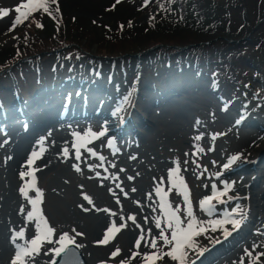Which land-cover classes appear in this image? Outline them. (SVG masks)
<instances>
[{
    "label": "rangeland",
    "instance_id": "374dc122",
    "mask_svg": "<svg viewBox=\"0 0 264 264\" xmlns=\"http://www.w3.org/2000/svg\"><path fill=\"white\" fill-rule=\"evenodd\" d=\"M26 2L27 0H0V9L10 10L9 16L0 18V54H9L12 50L19 49L24 46V42H28L37 33L36 29L30 28L29 30L26 25L33 13L28 20L16 26L13 31H8L17 15L14 11L15 7ZM58 4L62 13L68 18L89 23L98 30L102 27L106 28L109 32H113L116 26L120 27V25L124 26L123 30L134 31L150 23L157 11V5H153L152 0H149L147 6H145V0H120V3H117L116 0H58ZM114 5L115 7H113ZM129 22H131V26H129ZM34 32L35 34H33ZM80 44L78 47L83 46V41H80ZM95 48V44L91 45L87 50L88 53L93 55ZM81 60L83 59L80 58V61L75 63V68L69 76L75 79L87 78L90 86L84 90L71 91L67 97H64L62 93H66L65 89H60L55 93L51 91L54 86L59 84L60 80H56L55 85L51 87L45 84L41 89L48 90L49 88L48 96L51 97L49 93L54 94L58 97L57 101L49 104L50 101L48 102L43 95L41 103L32 106L34 107L33 111L36 110L35 112L31 113L32 107L29 108L33 117H45L56 103L71 102L74 95H79L81 99L82 96L85 99L94 98V102H98L100 105L109 102V111L113 114L111 120L109 119L111 122L109 126L118 128L126 122L131 125L139 118L145 119L147 115L144 112L145 108L150 109L152 116L155 115V122H150L146 136L137 140L139 146L128 148L131 153L125 156L126 151L124 150L127 149L120 144V140L114 133L97 128L99 124L94 125L93 121L77 122V126L81 125V129L85 130L86 134L104 132V135L100 136L103 137L102 139L95 140L98 151H96L94 160L97 162L98 171L89 170L88 166L81 168L79 172L74 167H56L48 174H36L37 187L43 192L41 210L50 226L56 230L52 237L53 241L65 232L74 236L75 244L80 247L73 246L78 250L84 264H120L121 260H124L125 264H143L142 257L132 259V253L136 251L145 253L150 249L144 247L143 241L141 248L136 249L135 241L142 231L146 234V239H151L153 236H158L159 229L155 227V220H145L143 212L138 215V212L133 209L137 208L140 211L142 208L140 200L132 196L133 189L136 191L140 187V190L144 191L147 185L152 187L155 199L159 204L155 189L157 186L162 187L168 194L167 198L172 207H180L179 214L183 219L186 209L183 195L172 188L167 179L169 170L179 167V175L183 177L189 190L193 213L196 219L205 222V227L209 229L206 234L194 237L196 248L187 250V264H241V262L252 264L253 259L257 256L260 259L256 261V264H264V255H260L264 253V104L260 103V99L259 101L247 99L243 88H228L219 79H216L217 83L215 84L214 80L208 76L197 73L194 69L182 68L179 65L166 66L165 69H160L154 75L152 73L144 75L141 66H139V70L127 66V70L132 71L129 76L121 74L114 76L111 70L107 71L108 74L100 73L98 76L94 72L90 73L89 64ZM66 62L67 60H62L56 65V72L65 69L64 78L68 76ZM40 67L44 75L48 65L41 63ZM6 70L3 74L8 72ZM3 74H0V77ZM11 74H13L11 71L8 72L10 78ZM183 79L192 81L191 88L180 92L178 97L172 98L161 108L148 105L150 99L161 94L167 85L180 88ZM194 79L198 81L196 86L193 83ZM25 83H29L30 87L28 86L27 90L26 88L20 90L17 94L19 97L25 96L28 100L39 88L33 79H28ZM41 84L39 83L38 86ZM97 87L105 90V94L90 92V90L97 92ZM1 88L0 91L4 89L9 94L14 90V87ZM99 91L101 92V90ZM9 94L0 98V106L4 112L11 105L15 106L13 99H9ZM54 96L52 95V97ZM181 112H184L190 119L189 125L185 126L179 118ZM22 121L23 118L10 119L6 123L0 124V229L2 230V232L0 230V234H3L0 236L5 237L13 244L11 248L13 256L16 251V244L12 240L15 233L25 230V238L16 239L18 244H24L25 240L31 239L35 235V221L29 222L27 219V212L32 210V205L19 190L30 178L21 182L17 191L21 200L18 206L19 215L12 216L10 209L2 204L3 189L8 187L6 165L8 158L12 155V149L17 143H13L14 140L10 138L13 133L10 131V127L22 128L24 126ZM52 124L53 127L56 125L54 122ZM181 126L186 129L184 130ZM134 130L137 132V128ZM107 134L111 135L110 138H106L109 135L104 137ZM196 136H200L201 139L195 140ZM112 137L116 143L115 150L109 151L106 149L105 139L109 141ZM39 138L40 140L35 138L34 142L40 143L43 138H46V134ZM92 139L94 140V138ZM183 140H188L192 145L186 152H181L178 149ZM185 146L189 145L185 144ZM100 157L104 159L101 161ZM232 157H238V159L225 169L223 166L228 164ZM159 158L164 162V166L162 170L159 168L157 172H153L152 167L154 168L155 165L153 162L158 163L157 159ZM217 173L220 175L217 176ZM144 183L146 185H143ZM213 183L217 185L218 190H223L225 184H231L232 187L227 196L221 198L224 203H220L218 200L211 202L214 205V210L209 214L200 209L199 201L211 195ZM84 194L91 197L94 208L92 205H87V201L83 199ZM28 196L34 199L35 190L29 189ZM228 197H232V199H228ZM80 205L88 206L92 210L85 212ZM96 209H108V211L100 212ZM9 214L12 216L11 218ZM226 215H234L235 219L240 220V226L233 228L231 223H225L216 231H211L212 225L209 222L216 219L223 220ZM102 216L108 220L105 228L116 221L118 227L121 224L126 225L114 235L107 245L98 244L97 242L102 237L94 236L95 225L100 219L99 217ZM130 216L134 217L135 221L128 219ZM159 218L161 224L164 223V219ZM73 229L83 235L76 236ZM149 229H151V234L147 235ZM225 230L230 232L227 237L223 235ZM159 243L162 242H158V246ZM56 247L59 245L45 242L35 260L27 259L26 264H50L56 256L50 250ZM117 247L121 250L120 255L112 258L111 253ZM163 250L168 251L169 248ZM234 250H237L236 255L233 254ZM46 251L49 252L48 255H44ZM151 251L156 250L152 249ZM201 252L202 254H200ZM248 252L252 253L251 257L247 255ZM156 264H176V262L165 257L163 260H157Z\"/></svg>",
    "mask_w": 264,
    "mask_h": 264
},
{
    "label": "trees",
    "instance_id": "16d2710c",
    "mask_svg": "<svg viewBox=\"0 0 264 264\" xmlns=\"http://www.w3.org/2000/svg\"><path fill=\"white\" fill-rule=\"evenodd\" d=\"M152 4L157 11L150 23L134 31L116 26L113 32L70 19L60 6L56 13V6L49 4L52 16L40 10L26 24L29 30L36 29L33 38L0 54V73L5 69L13 73L11 78L8 72L0 77V88L13 81L24 87L28 79L38 84L46 80L50 87L60 80L56 90L61 83L78 87L83 79L69 75L80 58L92 70L112 68L123 76L131 73L127 66L137 70L141 66L149 75L167 63L181 62L215 84L219 79L228 88H243L247 99L264 104V22L259 23L264 0H152ZM93 44L92 55L87 50ZM62 60H67V78L65 69L56 72ZM41 63L48 65L44 75Z\"/></svg>",
    "mask_w": 264,
    "mask_h": 264
},
{
    "label": "bare ground",
    "instance_id": "6f19581e",
    "mask_svg": "<svg viewBox=\"0 0 264 264\" xmlns=\"http://www.w3.org/2000/svg\"><path fill=\"white\" fill-rule=\"evenodd\" d=\"M188 78H190V77L188 76ZM191 83H192V81L183 79L182 83H181L182 85L180 88L176 87V86L170 87V85H167L165 90L161 94H159L155 97H152L150 99L148 105L151 107L161 108L164 104L170 102V100H172V98L176 97L180 92H184V90L191 88V86H192ZM193 83L196 86L198 81L194 79ZM94 101H95V99L91 98V97H89L88 99H85L84 96H82V99H81L79 95L78 96L74 95V97H72L71 102H67V103L63 102L62 104H61V102L56 103V105L53 106L48 111V113L45 115V117H43V116L42 117H40V116L39 117H37V116L33 117L31 115V113L35 112L36 110L33 111L34 107H32V110H31L32 112L31 113L29 112L30 114L28 116H24V119L22 121L24 126L22 128L16 127V126H14L15 128H13V127L9 126L10 131H13L12 136L10 138L14 140L13 143H15V142H17V143L14 145V147L12 146L13 147V149H12L13 151H12V155H11L12 159H9L7 161V165H6L7 172L6 171L5 172L7 173L6 180H7L8 187L3 189V194H2V202L3 203L2 204L4 207L10 209V210L9 209L8 210L11 212L12 216L16 215V214L19 215V213H20V212L18 213V209H19L18 206H19L21 200H20V197H19L17 191H18V188H19L21 182L26 180L28 177H25L24 180H22L20 178L19 173L28 170L27 166H26V161L33 151H39L41 148L44 149L41 156L38 159H36L34 164L32 165L33 169H36V168L42 169L40 171H36L34 173L35 176L38 173L48 174L49 172L54 170V168H56V167L71 168V167H73V165H78L80 169L85 168V167L87 168V166H88V167H90V168H88L89 170L93 169L92 171L98 169V167H96L97 162L94 160L95 156H93L91 154L92 152L96 153V151H98V146H97V142H95V140H93L92 138L90 139V142L86 143L85 146L80 149V152H81L80 160L75 159L76 149L73 147L74 142L77 140V136L75 134H79V136L81 138H84L87 136L86 131L81 129V127H80L81 125L79 127L77 126V122H80L82 120L83 121L84 120L93 121V123H95L94 125L99 124L97 126V128H102V129H105L106 132L108 131L109 133L110 132L114 133L118 137V139L120 140V144L122 146H124L125 149H127V150H124V151H126L124 153V156L131 153L128 148H130V147L135 148V147L139 146V145H137V140L142 139V137H145L147 134L146 130L149 128L150 122H152V123L155 122V117H154L155 115L152 116L150 109L148 110V108H145L144 112L147 113L145 119L139 118L136 122H134L131 125H130V123L126 122L118 128H116L114 126H109V124L111 123L109 121V119L111 120V116H113V114H111V112L109 111V105H110L109 102H107L103 105H100L98 102L95 103ZM187 104H189V103H187ZM179 114H180L179 118H181V121L184 122V125L185 126L189 125L191 121L186 116V114L184 112L183 113L181 112ZM53 122L56 124L54 127H53V124L51 125V123H53ZM193 126H195V125L193 124ZM181 127H183V126H181ZM134 128H137V132H136V130H134ZM185 129L186 128H184V130ZM106 132H105V134H106ZM44 134H46V138H43V141H41L40 143L34 142L35 138L40 140L39 137H41ZM71 138H76V139H71ZM188 140H189V138H188ZM188 140L182 141V143L178 147L179 151L181 150V152H186L187 150H189V147H191L192 145L189 143ZM110 141L113 145L115 144L114 140H110ZM185 144H187L189 146H185ZM64 149L68 150L69 155L67 157H65L63 155ZM157 160H159L158 163H156V161L153 162L155 164L154 168L152 167L153 172H157L159 170V168H161V170H162V168L164 166V162L161 161L160 158ZM45 165H47V167H45ZM61 171H63V170H61ZM82 174H84V173H82ZM163 182H165V181H163ZM107 184H108V181H107ZM102 185H105V184H102ZM143 185H146V183H144ZM148 188H149V190H148ZM151 188L152 187L147 185L145 190L141 191L140 187H138L136 189V191H134L132 193V196L135 199L140 200L139 203L142 205V208H141L142 211L141 210L139 211V209H137V208H133V209L138 212L137 213L138 215H141L143 212L145 220L152 219V220L156 221L155 218H157V217H162L164 219L162 212L160 210L159 204L157 203V201L155 199L154 190H152ZM118 198H120V197H118ZM157 198H159V196H157ZM132 212H134V211H132ZM11 215H10V218L12 217ZM99 218L100 219L97 221V224L95 225V229H94V236H96V238L97 237L98 238L103 237V234H104L105 229H106L105 227L107 226L106 223L108 221L107 218L104 216L99 217ZM140 218H142V217L140 216ZM111 221H114V220H111ZM109 223H110V221H109ZM116 223H117V221H116ZM161 225H162V227L165 226L164 223H162ZM131 230H133V229H131ZM1 232H2V230H1ZM134 233H132V234H134ZM0 235L3 236L2 233ZM221 245H223V244H221ZM12 247H13V244L8 239H6L5 237H1V239H0V264H10L11 259L14 257L11 254V251H12L11 248ZM236 251L237 250H234L233 254L236 255L237 254ZM228 259H230V258H228Z\"/></svg>",
    "mask_w": 264,
    "mask_h": 264
},
{
    "label": "snow or ice",
    "instance_id": "6c2138e0",
    "mask_svg": "<svg viewBox=\"0 0 264 264\" xmlns=\"http://www.w3.org/2000/svg\"><path fill=\"white\" fill-rule=\"evenodd\" d=\"M117 3H120V0H116ZM149 0H145V6ZM49 3L55 4L56 8L54 11L59 13V4L58 0H27L26 3H21L15 7L14 11L17 13L15 19L12 22V26L8 29L9 32L13 31L16 26L22 24L23 21L29 19V16L32 13L42 10L43 13H47L48 15L52 16V11L50 10ZM115 7V5L113 6ZM23 9V10H22ZM10 14L9 9H0V18L7 17ZM56 17L53 16V19ZM129 26H131V22H129ZM37 27H43L41 24H37ZM123 25H120V28L123 29ZM15 38V37H14ZM199 123V122H197ZM77 136V140L74 142L73 147L76 149L75 151V159L80 160L81 152L80 149L85 146L86 143L90 142L91 138H96L98 136H103L104 132L100 133H91L89 132L86 137L81 138L79 134H75ZM195 140H200V136L194 137ZM111 144V141H109ZM44 151L41 148L39 151H33L29 158L26 161L27 171L20 172V178L24 180L25 177L30 178L25 182V185L22 186L19 190L22 195H24L28 200L29 203L32 205V210L27 212V219L29 222L35 221V235L31 239L25 240L24 244L16 243V239H24L25 238V230H21L15 233L13 238V243L16 244V251L14 257L11 259L10 264H26L27 259L35 260V258L40 254V250L43 244L46 242L48 244H58L59 247H56L50 251H53L57 257L63 255L65 257H72L75 255L73 251V245L76 248H79L80 245L75 244V237L70 236L69 233L65 232L59 235V238L53 241L52 237L55 233V228L50 226L48 219L45 217L41 210V203L43 192L42 190L37 187V178L34 175L36 171H40L42 169L36 168L33 169L32 165L34 164L35 160L38 159L42 152ZM201 151V149H198ZM93 156L96 155L95 152L91 153ZM63 155L67 157L69 155L68 150L64 149ZM8 159H12L9 157ZM104 158L100 157L102 161ZM238 159V157H232L228 164H225L223 167L227 169L230 164ZM187 163V162H185ZM47 167V165H45ZM75 170L79 172L81 169L78 165H73ZM180 168L176 167L174 169H170L168 172V182L170 186L176 189L180 194L183 195V199L186 205V209L184 211V218H181L179 214L181 209L179 206L173 208L172 205L169 203L167 198V193L164 189L160 186H157L155 191L156 194L159 196V207L164 217V227H161V219L158 217L155 221V227L159 229L158 236H153L151 239H146V234L142 231L139 238L135 241L136 249L141 248V242L143 241L144 247L150 249L149 252L140 253L139 251L132 253V259H136L137 257H142L143 264H156L157 260H163L165 257H168L171 261L176 262V264H187V256H188V249H195L196 244L194 242V237H197L201 234H206L209 230L205 227V222L198 221L193 213L192 205L189 200V190L187 188L186 182L184 181L183 177L179 175ZM220 174L217 173V176ZM99 176V173H97ZM129 179H132L129 177ZM232 187L231 184H225L223 190H218L217 185L213 183L211 185V195L203 198L199 201V206L202 211H206L211 214L214 210V205H212L213 200H218L220 203H224L221 199L222 197L227 196L228 191ZM34 189L35 190V198H30L28 196V190ZM135 191V189H133ZM83 199L87 201V205H92L93 208L94 202L91 197L87 194L83 195ZM228 199H232V197H228ZM81 209L85 212L91 211L92 209L85 205H80ZM97 211H105L107 212L108 209H96ZM114 215V213H112ZM128 219L135 221L134 217H128ZM211 223V231H216L218 228L222 227L225 223H231L233 228H238L240 226V220L235 219L234 215H226L225 219H216L214 221L209 222ZM122 227H126V225L121 224L119 227L116 223H113L111 226L105 229L103 237L97 243L101 245H107L113 238L116 233H119ZM170 230V231H169ZM76 233V236L83 235L80 232H76L75 229L72 230ZM151 234V229L148 230L147 235ZM223 235L227 237L230 235V232L227 230L224 231ZM158 242L159 243L158 246ZM218 242V241H217ZM164 248H169L168 251H164ZM155 249L156 251H151ZM120 249L117 247L112 253L111 257L116 258L120 255ZM49 252H44V255H48ZM202 254V252L200 253ZM247 255L249 257L252 256L251 252H248ZM260 255H264L261 253ZM260 259L259 256L253 259L252 264H256V261ZM50 264H55V262H50ZM65 264H68L66 260ZM120 264H125L124 260L120 261ZM243 264V262H241Z\"/></svg>",
    "mask_w": 264,
    "mask_h": 264
},
{
    "label": "water",
    "instance_id": "95a60500",
    "mask_svg": "<svg viewBox=\"0 0 264 264\" xmlns=\"http://www.w3.org/2000/svg\"><path fill=\"white\" fill-rule=\"evenodd\" d=\"M261 22H264V18L261 20ZM72 247L75 255L72 257H65L63 255L59 257L56 256L54 260L55 264H65L66 260L68 261V264H84L77 249L74 246Z\"/></svg>",
    "mask_w": 264,
    "mask_h": 264
}]
</instances>
